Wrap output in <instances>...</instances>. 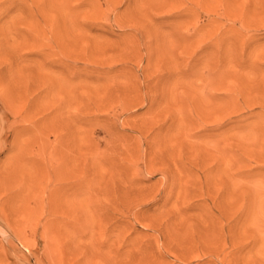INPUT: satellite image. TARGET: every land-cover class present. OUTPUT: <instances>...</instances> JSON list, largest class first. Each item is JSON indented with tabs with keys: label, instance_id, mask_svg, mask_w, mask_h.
Masks as SVG:
<instances>
[{
	"label": "rangeland",
	"instance_id": "1",
	"mask_svg": "<svg viewBox=\"0 0 264 264\" xmlns=\"http://www.w3.org/2000/svg\"><path fill=\"white\" fill-rule=\"evenodd\" d=\"M0 264H264V0H0Z\"/></svg>",
	"mask_w": 264,
	"mask_h": 264
}]
</instances>
